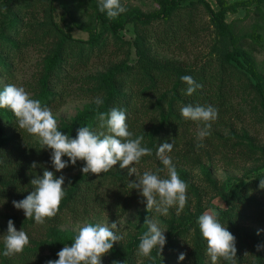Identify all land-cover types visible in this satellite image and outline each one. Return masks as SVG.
<instances>
[{
	"label": "trees",
	"instance_id": "obj_1",
	"mask_svg": "<svg viewBox=\"0 0 264 264\" xmlns=\"http://www.w3.org/2000/svg\"><path fill=\"white\" fill-rule=\"evenodd\" d=\"M42 1L50 4L57 2L66 10L77 2V0ZM89 1L95 23L102 28V31L97 32L96 28H93L89 40L85 42L74 40L58 29L53 31L52 35L57 34L58 42L45 62V75L39 82L37 99L42 105L51 107L59 102L50 90L61 83L62 65L68 63L70 57L75 59L71 65L74 63L80 66L85 65L95 51L105 48L107 41L102 38L104 33H110L114 38H118L119 32L128 24L149 26L152 23H164L170 27L172 24L179 26L184 20L189 23L193 20L190 13L186 11L188 0H152L158 8L151 12L127 6L121 0V4L127 11L113 20H109L106 13L99 12L98 0ZM214 1L216 9H213L207 0H194L209 15L210 24L216 31L218 39L215 47L217 50L219 45L221 47L218 59L219 68L213 67L212 54L197 67L162 63L158 59L147 56L144 42L137 37L135 41H137V57L140 66H129L125 63L110 68L104 74L93 78L91 82L97 85L96 90H93L94 98L95 100L101 99L103 104L99 107L96 104L87 107L66 121L59 130L71 138H75L77 130L84 126L94 132H99L101 129L97 119L98 111L108 113L112 108L124 110L129 131L135 136L144 135L142 146L152 149L151 156L141 158L140 162H146L147 159L156 156L159 145L164 142L173 143L171 153L180 154L178 144L181 134L188 132L189 127L196 124L181 116L180 109L183 106L188 104L212 105L218 109V118L212 122L211 134L205 137L206 146L213 153L226 150L231 139L225 133L228 126L226 122L228 103L234 96L236 88L239 87L233 83L234 79L227 73L228 69L233 66V63L248 72L254 79L252 99L257 102L263 115L264 78L258 75L250 65H243L241 62L243 39L238 37L231 25L226 22L227 14H234L238 7L244 5L245 1ZM69 15H71L70 12ZM13 24H15L14 18L11 22L0 24V55L6 54L12 58L16 56L15 49L18 48L15 42L9 43L7 40L9 29ZM154 38V42L161 44L165 36ZM146 41L149 43L148 37ZM3 64L0 56V65L3 66ZM183 75L191 76L203 87L196 89L191 96L186 95L183 90L187 85L180 79ZM126 87H129V90ZM181 127H183L182 132ZM29 143V135L18 128L14 114L9 109H0V230L4 232H7V223L11 219L16 230L25 231L29 240H32L28 228L34 225H37L38 232L43 235L42 232L45 229L53 228V226L98 218L104 209L111 208L114 213L123 215L133 204L142 199L137 189L129 188V183L136 180L135 174L129 176V169H120L119 163L107 173H101L99 176L91 173L85 176L80 171L84 166L83 161H77L74 166L69 162L68 167L61 172H56L51 164L49 155L51 150L46 148L40 150L41 145L33 146ZM184 156L185 154L181 155V158L186 159ZM62 159L68 161L67 156ZM34 162L35 168L32 167ZM45 169L52 171L56 178L64 176L65 195L57 215L40 225L36 224L34 219H26L23 210L16 209L12 201H20L30 194L33 187L30 181L37 176L42 177ZM73 171L77 173L73 177L65 176ZM248 179L243 189L231 200H227V208L218 212V220L236 238V264H264V248L260 251L256 250V245H264V242L243 228L250 219V222L257 223L264 229V190L259 188L260 179H264V171ZM109 198L113 201L109 202ZM189 227L193 228L189 235L190 251L167 242L160 254L158 249H153L152 258L149 259L148 264H211L206 254L207 242L202 237L198 224L194 222ZM167 239L172 240L170 233ZM61 241L69 245L73 242V240ZM37 242L39 243L37 248L26 246L22 253L5 257L2 241L0 243V264H46L48 260H56L41 257L45 249L44 241ZM137 250L136 247L125 249L123 246L114 244L106 255L113 256L114 260L111 264H134L139 259L136 255ZM181 253H186L183 261H179ZM217 264H228V262L221 259Z\"/></svg>",
	"mask_w": 264,
	"mask_h": 264
},
{
	"label": "rangeland",
	"instance_id": "obj_2",
	"mask_svg": "<svg viewBox=\"0 0 264 264\" xmlns=\"http://www.w3.org/2000/svg\"><path fill=\"white\" fill-rule=\"evenodd\" d=\"M123 1L127 6L139 8L144 12L158 8L152 0ZM207 1L213 9L217 8L214 0ZM227 1H245L234 14H227L226 22L231 25L234 33L243 39V65H250L264 78V0ZM186 5V11L193 18L191 23L184 20L179 26L172 24L170 27L164 23H152L149 26L128 24L119 32L118 38L104 33L102 38L107 41L105 48L95 51L85 65H71L75 59L70 57L71 60L68 59V63L61 67V83L50 90L59 101L49 107L57 120L58 130L79 112L95 105L93 90H96L97 85L91 82L93 78L125 63L129 66H140L135 41L137 37L144 42L147 56L162 63L197 67L212 54L213 67L219 68L221 47L219 45L218 50L215 47L218 37L210 24L209 15L194 0H188ZM13 18L15 24L10 27L7 40L9 43L15 42L18 48L15 49L16 56L13 58L6 54L0 55L4 62L3 66L0 65V91L6 85L12 84L23 87L33 99H37L39 94V82L45 75V62L58 42L57 34L52 35L55 29L82 42L89 40L93 28H96L97 32L102 31L95 23L89 0H77L69 10L57 2L50 4L42 0H0V24L11 22ZM156 36H165L163 43L154 42ZM147 37L149 43L146 41ZM232 65L227 73L239 87L228 103V126L225 129L226 135L231 138L228 148L220 153L210 152L205 138L198 140L199 128L194 124L189 127L188 132L181 134L178 149L182 152L169 153L180 178L187 184V204L179 215L176 214L175 207L169 209L167 216L160 215L155 209L147 211L146 201L142 197L140 202L133 204L123 215L114 213L111 208L104 209L98 218L53 226L45 229L43 235L38 232L37 225L29 227L28 232L33 239L29 240L27 246L37 248V241H44L45 249L41 257L58 259L57 253L65 245H69L61 240L74 241L83 225L91 223L110 227L113 222H117V229L113 231L123 236V239L115 245L125 249L138 248L139 237L148 230L144 224L148 216L159 221L160 227L165 230L166 243L171 242L190 251L189 235L193 228L189 226L208 210L218 213L226 209L227 200H231L243 189L248 178L264 171V115L257 102L252 99L255 81L248 72L233 63ZM126 88L129 90V87ZM180 131H183V127ZM29 139L30 145L39 144L37 139L30 135ZM197 143L203 146L197 149ZM183 154L186 159L181 158ZM49 155L51 156V152ZM131 167H135L140 175L151 171L162 178L166 177V170L158 171L164 169V165L157 156ZM76 174L73 171L65 176L69 178ZM111 201L113 199L109 198V202ZM243 228L264 242V231L257 235L258 230H262L257 223L248 219ZM169 233L172 235L171 241L167 239ZM5 234L6 232L0 230V243ZM113 260V256L105 254L102 264H111ZM148 261L150 260H143V264H148ZM134 264H137V260Z\"/></svg>",
	"mask_w": 264,
	"mask_h": 264
},
{
	"label": "clouds",
	"instance_id": "obj_3",
	"mask_svg": "<svg viewBox=\"0 0 264 264\" xmlns=\"http://www.w3.org/2000/svg\"><path fill=\"white\" fill-rule=\"evenodd\" d=\"M98 7L99 12L106 13L109 20L127 11L121 0H98ZM180 79L187 85L183 91L188 96L203 87L189 75H183ZM94 103L99 107L103 101L97 98ZM2 108L9 109L14 114L19 129L37 139L41 145L40 150H51V164L56 172L68 167L69 162L74 166L77 161H83L84 166L80 171L85 176L89 173L99 176L119 163L120 169H129V176L136 174V180L129 183V188L139 191L146 201L147 211L155 209L160 215L167 216L170 208L175 207L177 215L184 210L188 200L187 184L180 178L169 155L173 150V143L160 144L155 153L164 165V169L158 171L166 170L165 178L151 171L138 174L137 169L130 166L139 164L144 156H151L152 149L142 146L144 135L135 136L129 131L124 110L112 108L108 113L98 111L101 131L94 132L84 126L77 130L75 138H71L58 130L52 110L42 105L39 99L31 98L23 87L6 85L0 91V109ZM180 113L185 120L197 124L198 140L211 134L212 122L218 118V109L212 105L188 104L180 109ZM202 146L201 143L196 144L197 149ZM64 156L68 157V161L62 159ZM32 167H36L35 162ZM64 180L63 175L56 178L52 171L45 169L42 177L37 176L30 181L33 186L30 194L20 201H12V204L16 209L23 210L26 219H34L36 224L43 225L60 210L65 195ZM259 188L264 190V179H260ZM196 223L207 242L206 254L211 264H217L221 259L228 264H236V238L219 222L218 213L208 210L198 217ZM144 224L148 230L139 237L137 264H143L144 259L152 258L153 249H158L160 254L166 244L165 230H162L158 220L147 216ZM114 229H117V222H113L110 227L91 223L83 225L74 241L57 253L58 259L48 260L46 264H102V257L123 239ZM260 231L264 229L258 230L257 235ZM3 242V255L11 257L23 252L29 244V237L25 231H17L10 219ZM262 248L264 245H256L257 251ZM185 257L186 253H181L179 261H183Z\"/></svg>",
	"mask_w": 264,
	"mask_h": 264
}]
</instances>
